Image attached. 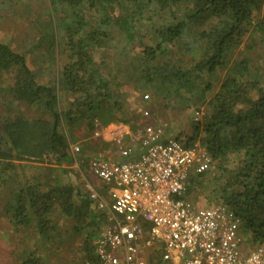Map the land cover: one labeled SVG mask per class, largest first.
Instances as JSON below:
<instances>
[{"label":"trees","instance_id":"trees-1","mask_svg":"<svg viewBox=\"0 0 264 264\" xmlns=\"http://www.w3.org/2000/svg\"><path fill=\"white\" fill-rule=\"evenodd\" d=\"M46 2L50 19L26 52L0 42V211L11 230L36 237L32 250H14L18 264H46L38 246L67 234L54 214L73 225L81 264H97L104 215L67 180L76 155L63 129L135 131L146 103L152 115L202 108L190 135L174 139L204 147L214 170L190 177L184 198L228 208L264 251V0ZM36 49L54 71L48 83L28 65ZM85 150L77 156L91 175ZM44 162L46 180L29 171Z\"/></svg>","mask_w":264,"mask_h":264},{"label":"built area","instance_id":"built-area-1","mask_svg":"<svg viewBox=\"0 0 264 264\" xmlns=\"http://www.w3.org/2000/svg\"><path fill=\"white\" fill-rule=\"evenodd\" d=\"M106 129L115 154L88 159L103 193L86 186L92 209L104 215L97 264H264V251L249 247L232 211L196 208L184 198L190 177L213 169L204 147L184 146L152 124ZM70 151L78 155L80 147Z\"/></svg>","mask_w":264,"mask_h":264},{"label":"rangeland","instance_id":"rangeland-1","mask_svg":"<svg viewBox=\"0 0 264 264\" xmlns=\"http://www.w3.org/2000/svg\"><path fill=\"white\" fill-rule=\"evenodd\" d=\"M47 8L46 0H0V42L8 44L14 51L21 53L26 52L35 42V39L43 34V22H48L50 19L47 15ZM242 49L243 47H241L239 51H242ZM45 54L43 49H36L33 53L27 55L28 65L31 70L36 73L40 83H48L54 75V71L51 72V69H49L48 61H46L47 56H45ZM58 57L59 54L55 56L56 59ZM58 64L60 65V61ZM222 76L223 74H220L218 77L221 79ZM138 106L140 107V105ZM147 106L148 103L144 105V110L149 112V117H142L143 119L141 120L143 121V125L152 124L161 126L164 130V136L169 139H174L176 136L183 137L185 135H190L191 122L200 120L203 111L202 108L198 109L199 113L189 109L172 111L165 108L162 109L160 114L152 115L151 110L147 108ZM135 107V103L131 104L130 110H133ZM17 108L18 107L14 108L15 112ZM22 111L27 115L30 113L27 112L26 109ZM2 112H4V109L0 107V114ZM15 112L11 113L10 111L9 113L14 114ZM154 113L156 112L154 111ZM101 128L102 127L97 128L93 133H89L83 127L70 129L65 127L63 133L67 136L70 147L78 145L79 147L86 148L85 154L89 156L88 158L98 154L114 155L115 150L111 146L113 145L112 143L109 145L103 141L102 142L105 144L103 145L101 143ZM95 133H97L98 136H96ZM46 166H49L48 162H44L41 165L33 164V169H29V171L30 173H34V171L39 173V177L46 180L50 178L48 173L44 171ZM67 169L70 170L67 174V180L72 182L74 186L82 188L88 185L102 194L99 189L103 185L98 179L92 177L89 172L82 170V161L80 157L76 155L74 164L70 165ZM213 170L214 166L212 171H210L211 174ZM190 196V200L187 201L191 203L193 207L200 209L206 208V203L202 197L193 196V194ZM65 218L66 217L63 219L60 215L54 214V221L57 222V231H67V234L62 233L61 238H58L57 243L51 245V248L38 246V252L46 264H81L80 255L78 253L80 239L75 235L70 236L71 233L69 231L72 229L73 225L65 220ZM35 241L36 237L32 236L30 233H26L25 231L14 232V230H11L6 221L2 218L0 211V264H18L15 254L21 250L23 246H27L32 250ZM61 244H64L65 247L61 248ZM55 247H59V249L56 250ZM14 250L17 252L15 253Z\"/></svg>","mask_w":264,"mask_h":264},{"label":"crops","instance_id":"crops-1","mask_svg":"<svg viewBox=\"0 0 264 264\" xmlns=\"http://www.w3.org/2000/svg\"><path fill=\"white\" fill-rule=\"evenodd\" d=\"M108 128H111L112 127V124H109L108 126H107ZM108 129H106V130H101V132H100V139H101V141H105V143H107V142H109V136H108Z\"/></svg>","mask_w":264,"mask_h":264}]
</instances>
